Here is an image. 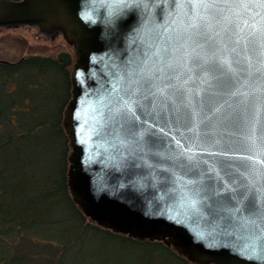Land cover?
I'll list each match as a JSON object with an SVG mask.
<instances>
[{
  "label": "water",
  "instance_id": "water-1",
  "mask_svg": "<svg viewBox=\"0 0 264 264\" xmlns=\"http://www.w3.org/2000/svg\"><path fill=\"white\" fill-rule=\"evenodd\" d=\"M73 44V199L191 260L264 264V0H0Z\"/></svg>",
  "mask_w": 264,
  "mask_h": 264
},
{
  "label": "trees",
  "instance_id": "trees-1",
  "mask_svg": "<svg viewBox=\"0 0 264 264\" xmlns=\"http://www.w3.org/2000/svg\"><path fill=\"white\" fill-rule=\"evenodd\" d=\"M68 43L54 53L0 57V264H79L74 251L95 232L126 252H86L82 264H215L191 260L162 238L113 230L73 199L63 121L75 59Z\"/></svg>",
  "mask_w": 264,
  "mask_h": 264
},
{
  "label": "rangeland",
  "instance_id": "rangeland-1",
  "mask_svg": "<svg viewBox=\"0 0 264 264\" xmlns=\"http://www.w3.org/2000/svg\"><path fill=\"white\" fill-rule=\"evenodd\" d=\"M69 47L70 44L61 32L46 34L33 23L0 25V57L15 59L26 53H54L61 48ZM101 233L95 232L74 251L76 261H80L79 264L83 263L82 260L86 252L90 253L91 258L97 252L104 255H113L119 250L126 252V248L117 246V240L105 238Z\"/></svg>",
  "mask_w": 264,
  "mask_h": 264
}]
</instances>
